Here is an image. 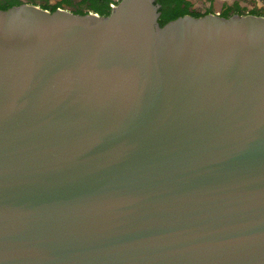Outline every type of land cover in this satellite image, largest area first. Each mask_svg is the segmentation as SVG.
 <instances>
[{"label": "water", "instance_id": "95a60500", "mask_svg": "<svg viewBox=\"0 0 264 264\" xmlns=\"http://www.w3.org/2000/svg\"><path fill=\"white\" fill-rule=\"evenodd\" d=\"M155 1L0 11V264H264V17Z\"/></svg>", "mask_w": 264, "mask_h": 264}, {"label": "flooded vegetation", "instance_id": "af4514ba", "mask_svg": "<svg viewBox=\"0 0 264 264\" xmlns=\"http://www.w3.org/2000/svg\"><path fill=\"white\" fill-rule=\"evenodd\" d=\"M7 0H0V4L6 2ZM19 2H21L22 4H30V5H36L39 7H51V6H55L58 5V8L60 9H66L69 10L73 13H93L95 15H99V13L94 10L93 8H90V6L92 5V0L91 1H87L86 3H83L82 0H68V1H63V0H18ZM95 1L97 7H100V9H105V3L106 0H93ZM117 0H109V6L112 10V4L115 3ZM191 3L192 8H194L195 10H199L197 9L202 7V6H197L195 7V2L192 0H187ZM207 1V0H205ZM244 4V5H243ZM241 3L240 1L236 2V1H232L231 3H227V5L222 4L221 6V11L219 13H216L217 15H221L222 12L226 9H231L235 12V14H240V15H246V14H250L252 11H257L256 13L259 16H263L264 17V0H244V3ZM243 5V6H242ZM160 7V6H159ZM204 7H206L205 9L203 8V10H199L202 13H208V14H215L213 12L210 11L211 8L210 5H205ZM57 8V9H58ZM241 8H245L246 11L245 12H238Z\"/></svg>", "mask_w": 264, "mask_h": 264}, {"label": "trees", "instance_id": "16d2710c", "mask_svg": "<svg viewBox=\"0 0 264 264\" xmlns=\"http://www.w3.org/2000/svg\"><path fill=\"white\" fill-rule=\"evenodd\" d=\"M63 1L65 2L68 0H63ZM87 1H91V0H82L83 3H86ZM119 2L120 0L118 1V3ZM155 4H158L160 6L158 10L160 13L158 17V23L161 26L166 24L169 21L175 20L184 15H190V16L198 18V17H203L208 14V13H202L199 10H195L194 8H192L191 3L187 0H156ZM20 5H22V3L19 2L18 0H7L6 2L0 4V11H6L11 8L19 7ZM42 8L48 9L50 11H54L58 8V5L51 6V7L45 6ZM90 8H93L94 10H96L101 16H108L111 12V8L109 6V0H106L105 9H100V7H97L95 1L93 0H92V5L90 6ZM256 12L257 11H252L250 15L259 16ZM76 14L85 15L87 13H81V12L77 13L76 12ZM233 15H235V12L233 10L226 9L222 12L220 16L223 18H229Z\"/></svg>", "mask_w": 264, "mask_h": 264}, {"label": "rangeland", "instance_id": "374dc122", "mask_svg": "<svg viewBox=\"0 0 264 264\" xmlns=\"http://www.w3.org/2000/svg\"><path fill=\"white\" fill-rule=\"evenodd\" d=\"M192 1L195 2V7L202 6L200 8L197 7V9H199V10H203V8L205 9L206 8V7H204L205 5H207V6L210 5V7H209V8H211L210 11L215 13V14L219 13L221 11L222 4L224 6V5H227V3H231L232 1H236V2L240 1L242 4L244 3V0H207V1H205V0H192ZM245 11H246L245 8H241L238 12L240 13V12H245Z\"/></svg>", "mask_w": 264, "mask_h": 264}, {"label": "built area", "instance_id": "2783aa9c", "mask_svg": "<svg viewBox=\"0 0 264 264\" xmlns=\"http://www.w3.org/2000/svg\"><path fill=\"white\" fill-rule=\"evenodd\" d=\"M118 1H119V0H117L115 3L112 4V9H113L114 7H116V5L118 4ZM89 14H93V13H89Z\"/></svg>", "mask_w": 264, "mask_h": 264}]
</instances>
